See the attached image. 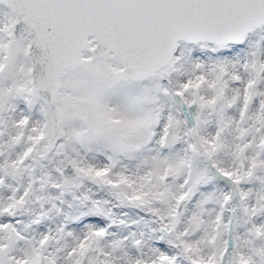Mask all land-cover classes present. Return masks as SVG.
<instances>
[{
  "label": "snow or ice",
  "instance_id": "snow-or-ice-1",
  "mask_svg": "<svg viewBox=\"0 0 264 264\" xmlns=\"http://www.w3.org/2000/svg\"><path fill=\"white\" fill-rule=\"evenodd\" d=\"M0 264H264V0H0Z\"/></svg>",
  "mask_w": 264,
  "mask_h": 264
}]
</instances>
